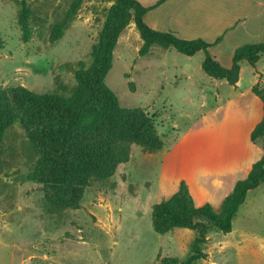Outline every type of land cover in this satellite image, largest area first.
Here are the masks:
<instances>
[{"label":"rangeland","instance_id":"rangeland-1","mask_svg":"<svg viewBox=\"0 0 264 264\" xmlns=\"http://www.w3.org/2000/svg\"><path fill=\"white\" fill-rule=\"evenodd\" d=\"M137 1L154 7L145 16L151 28L212 45L192 57L160 46L142 56L132 18L118 39L105 84L120 108L147 115L163 148L118 142L127 161L92 176L77 202L59 201L38 177L40 152L14 123L0 143V264H182L197 240L193 264H264V182L247 194L230 233L202 217L204 229L159 234L152 220L182 183L196 207L219 213L263 157L264 138L251 134L264 115V57L243 61L236 85L207 75L203 62L209 55L228 69L236 49L264 43V0ZM116 2L0 0V95L23 87L71 97Z\"/></svg>","mask_w":264,"mask_h":264},{"label":"trees","instance_id":"trees-1","mask_svg":"<svg viewBox=\"0 0 264 264\" xmlns=\"http://www.w3.org/2000/svg\"><path fill=\"white\" fill-rule=\"evenodd\" d=\"M153 8L145 7L137 0H117L108 12L100 41L94 49L92 66L85 69L81 64V69L75 73L78 87L71 97L40 95L23 87L0 95V143L6 129L19 122L42 156L38 177L53 198L77 202L92 176H103L113 171L118 161H127L128 152L123 150L124 147L115 153L118 142L138 143L150 152L163 148L147 115L140 109L120 108L116 96L105 84L118 39L132 18L144 41L140 51L142 56L147 55L153 46H160L192 57L198 52H207L212 45L202 39H182L174 32L151 28L144 18ZM62 27L63 24L59 29ZM263 57L264 43L245 45L236 49L230 68H224L207 55L203 69L216 80L236 85L241 63L247 61L255 66ZM261 99L264 111V94ZM260 138H264V115L251 134L253 142ZM263 182L264 155L254 164L248 177L237 182L219 213L210 204L196 207L188 188L182 183L170 200L155 207L154 230L165 234L177 228L204 229L197 222L203 217L221 232L230 233L233 219L247 194ZM197 241L194 255L182 264H193L201 258Z\"/></svg>","mask_w":264,"mask_h":264},{"label":"crops","instance_id":"crops-1","mask_svg":"<svg viewBox=\"0 0 264 264\" xmlns=\"http://www.w3.org/2000/svg\"><path fill=\"white\" fill-rule=\"evenodd\" d=\"M146 16V15H145ZM145 19V18H144ZM188 40V39H187ZM232 66V65H231ZM241 74H242V72L240 73V80H241ZM239 83H240V81H239ZM256 127V126H255ZM255 127H254V129H255ZM230 184H231V182H230ZM230 184H229V187H230ZM228 186V185H227Z\"/></svg>","mask_w":264,"mask_h":264}]
</instances>
